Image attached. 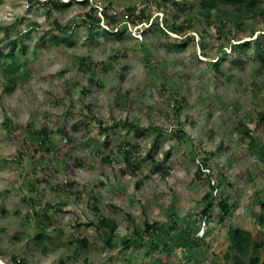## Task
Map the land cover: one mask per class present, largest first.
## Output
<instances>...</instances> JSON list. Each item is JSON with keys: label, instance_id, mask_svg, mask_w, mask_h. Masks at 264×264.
Returning a JSON list of instances; mask_svg holds the SVG:
<instances>
[{"label": "rangeland", "instance_id": "obj_1", "mask_svg": "<svg viewBox=\"0 0 264 264\" xmlns=\"http://www.w3.org/2000/svg\"><path fill=\"white\" fill-rule=\"evenodd\" d=\"M141 1L89 0L88 7L73 3L67 10L54 11L60 24H71L74 29L68 43L41 49L36 42L39 35L32 30L25 42L27 52L19 54L21 75L13 92H5L8 78L0 68V258L6 264H11L13 257H21L27 264H146L157 258L166 264H212V252L218 256L214 264H224L230 227L242 228L257 240L263 239L264 228L255 216L260 214L264 202V122L257 130L254 128L257 115L264 116V41L260 50L252 45L245 52H238L240 58L244 57L239 63L230 57L232 45L237 42L217 41V25L207 27L205 33L199 28L193 33L195 43L180 52L165 48L166 39L146 31L149 25L128 24L124 38L116 40L102 31L89 34L79 18L96 6L112 7L113 14H125L127 8L135 6L139 13ZM186 1L195 7L192 12H205L199 7L200 0ZM148 4L150 22L155 19L165 25L162 3L149 0ZM240 8L241 14L245 13V7ZM220 9L230 14L235 10L231 4L223 3ZM186 12L175 16L170 13L169 20L181 21ZM200 19L204 23L207 20L201 16ZM104 21L101 18L99 28H106ZM15 22L22 29L28 23L43 25L45 11L31 7L27 0H2L0 41H6L4 30ZM250 24L257 30L264 28V21L258 18L246 25ZM228 27L236 30L231 23ZM201 32L205 48L199 46ZM13 37L14 33L9 35ZM141 43L145 45L144 53L139 51ZM119 49L130 50L132 57L113 62L110 57ZM220 49L226 53L219 56L223 60L220 72L201 63L206 59L205 51L214 57ZM147 53L171 77L172 89L165 93L161 91V80L141 61ZM87 56L116 68L112 76L98 74L104 88L90 84L89 77L79 72L80 58ZM84 89L88 93H83ZM172 94H178L186 103H176ZM177 107L182 108L180 114L175 112ZM126 118L164 131L156 150L149 151L158 135L154 131L143 137H135L131 129L123 126L101 131ZM179 126L190 140L185 137L179 141L173 135ZM45 127L53 131L49 153L35 145L37 138L32 133ZM62 128L68 137L60 132ZM247 128L256 146L250 145L245 136ZM105 138L110 143L107 150L103 145ZM125 142L140 145L134 161L142 165L136 175H122L120 171L126 163L116 149ZM193 144L203 152L199 154ZM170 149L171 157L166 162L169 175L151 174L153 160L161 162ZM110 152L116 160L114 165L102 161ZM207 152H217L210 166L217 170L215 178H225L221 192L228 193L230 202L236 204L232 215L220 225V234L210 242V251L186 262L174 250L151 251L147 256L143 245H136L135 251L123 249L124 238L133 235L136 228L141 230L145 221H157L165 228L176 222L169 244H180L179 240L185 238L181 233L185 216L197 218L198 203L209 191L206 181L194 177ZM19 155L25 156L22 162L17 159ZM76 160L80 165L75 166ZM68 183H73V187L67 188ZM174 211L177 218L173 217ZM99 216L117 224L112 247L100 238L102 230L90 225ZM203 224L199 236L208 229ZM213 227L214 224L209 226ZM77 239H85L86 246ZM260 255L264 256V248Z\"/></svg>", "mask_w": 264, "mask_h": 264}, {"label": "trees", "instance_id": "obj_2", "mask_svg": "<svg viewBox=\"0 0 264 264\" xmlns=\"http://www.w3.org/2000/svg\"><path fill=\"white\" fill-rule=\"evenodd\" d=\"M27 1L30 3L31 7L45 11V22L43 25L28 23V27L26 29H22L20 27V23L15 22L4 30L5 34L7 35V39L6 41H0V68L4 73L7 74L8 78V85L5 88L6 93L13 92L18 77L21 75L19 73V66L21 65V62L18 60L19 54H24L27 52L28 46L25 44V42L31 37L32 30H36L37 35H39V38L36 42L41 49L48 50L52 45L61 47L63 44L68 43L67 39L70 37L74 29L72 28L71 24H60V22L54 16V11L67 10L73 5V3H77L85 7L90 5L89 0H69L68 2H64L62 0ZM158 1L162 3L164 11L166 12V16L164 15L165 18H163L165 25L163 26L158 22V20L154 21L155 19L150 22L152 16L147 11V9H149L147 8L149 5V0L141 1L143 7L139 8V13H137V8L135 6H130L127 8L125 14H113L112 7L109 6L105 8L96 6L91 7L89 11L80 15L79 18H81L80 20L82 23L88 27L87 29L89 34L94 35L98 34L99 31H102V34L112 36L116 40H122L124 38V34L128 29V24L134 27L138 25H149L146 28V31L154 35L158 33L166 39L164 44L165 48L180 52L187 49L190 43H195V35L193 33L196 34V31H198L199 28H201L205 33L207 27L210 28L211 26L217 25V41L228 40L231 42L232 40L233 42H237L236 44L232 45L233 52L230 57H232L233 61H237L239 63H242L244 57L240 58L238 56V52H245L247 49H250L252 45H254L256 50H260L261 44L264 41V28L257 30L251 24L246 25L248 21H253L255 18L264 21V6L262 0H200L199 7L204 8L205 12L202 10V12H192V9L195 7L191 6V4L186 0ZM220 3L231 4L235 9L234 12L230 14L228 11L226 12L221 10ZM1 4L2 0H0V5ZM242 6L245 7V13L243 14H241L242 8H240ZM99 10L101 11L99 12ZM184 10L187 11V14L183 20H169L170 13H172V16H175L177 13H184ZM200 16L207 18L205 23L202 21V19H200ZM101 18L105 20L104 23L106 28L104 29L98 27L101 22ZM228 23L234 25L236 30L229 28ZM248 30L249 35H247ZM13 33L14 37L9 38V35H12ZM200 34L202 38L200 39L199 46L205 48L206 45L204 42V34L202 32ZM174 35H176V37ZM223 48L224 46H221V49ZM139 49V51H143L142 53H144V50H146L144 43H141ZM221 49L216 52L214 57L208 56V52L205 51L203 55L206 59L200 60L202 61L201 63L204 65L206 64L208 68H211L216 72H220L219 65L223 60H221L219 56L221 54L226 55V53L223 52V50L221 51ZM256 53L258 55L259 51H256ZM132 54L133 52H130V50L119 49L114 52V54L110 57V60L118 63L121 59L132 57ZM145 55L146 56H144L141 61L144 63L146 69L153 70V75L161 80V91H164L165 93L166 90L172 89V87L169 88V80L171 77L168 76L164 68L159 62L155 61L150 54L147 53ZM3 58L4 60H2ZM78 70L89 77L88 81L90 84L98 86L99 88H104V84L101 79L98 80V74L103 76H112L113 73L116 72V68L113 64H110L109 62H94V60L89 56L80 58ZM83 91V93H88L86 89ZM172 97L176 103H186V100L184 98L178 97V94L175 96L172 94ZM175 112L176 114H180L182 112V108L177 107ZM257 119L258 123L256 124L254 130H257L261 123L264 122L263 114L259 113L257 115ZM4 125L9 127L8 122H5ZM99 126L102 127L101 121H99ZM117 126L128 127L129 130L131 129L133 131L135 137H143L146 134H150L152 131L156 132L158 135L155 137L156 139L149 150L151 153L156 150L158 139H162L165 136L163 130L152 126H140L137 122H133L129 118H126L125 120H118L110 128L103 127L101 131H108ZM75 127H77V125H74L73 129H76ZM249 129H244V134L250 139V145L256 146V140L252 138V134ZM17 131L18 130L15 132L17 133ZM60 132L63 133L64 137L69 136L65 128H62ZM32 133L36 135L37 138L35 145L43 152L49 153L52 150L51 136L53 131L45 127L40 130H34ZM173 135L179 138V141L185 137L188 138V135L180 126ZM23 144H26V141H24ZM103 145L106 150L110 148L108 138H105ZM193 145L198 150L199 154L203 152L198 145ZM139 151L140 145L133 144L131 142H125L124 144H120L117 147L116 152L123 154L126 163V168L120 169L122 175L132 176L137 174L138 170L141 168L142 162H135L134 159L136 155L139 154ZM171 153V149L168 150L164 154L163 160L161 162H156L153 160L151 174H162L163 177H167L169 175L170 168L166 167V162L171 157ZM98 154L101 155L99 151ZM216 156L217 152H207L206 157L202 159L201 164L199 163L197 171L194 175L196 179H202L207 182L209 191L203 196L201 202L198 203V214H196L197 218L191 220L190 217L185 216L183 220L184 227L181 229V233L185 235V238H181V240H179L180 244H177L178 246L176 244L174 246H170L169 244L171 243L170 241H173V234L177 225L176 222H172V225L169 228H165L163 224L157 221H145L141 230L136 228L133 232V235L124 238L123 249L135 251L138 249L136 245H143L146 246L145 254L147 256L151 251L159 253H171L174 250L181 256V258L185 259L186 262H191L192 259L197 256V254H203L204 252L210 251V242L220 234V225H223L225 221L232 215L233 208L236 206L235 203L232 204L230 202L228 193L221 192L224 181H226L225 178H222V180L215 178V172L217 170L211 168L210 166L209 162L216 158ZM24 158V155H19L17 157V159L21 162ZM102 161L114 165L116 160L113 159L112 153L110 152L102 157ZM80 163L81 162L79 160H76L75 166L80 165ZM73 185V183H68L67 188H72ZM138 186L139 185H137V187ZM30 201L32 205H36L34 199H30ZM216 208L218 209V212H215ZM260 208V214H256L255 217L257 218L256 221L259 223V225L264 228V202L261 203ZM173 217L177 218L175 211L173 212ZM44 218L50 221V218L47 215H45ZM202 223H204V227H207L208 229L203 227V232L205 229L204 236H199ZM212 224H214V227L209 228V226ZM90 225H95L97 229L102 230L100 238L104 240L107 246H113V239L117 235V224L115 221L104 216H99L97 218V222L90 223ZM39 227L41 228V226H38V228ZM263 234L264 232L262 235ZM165 239L169 240L168 243ZM227 239L229 246L224 256V264H264V256L260 255L264 248V237L263 239L257 240V238H255L253 234L247 230L230 227L227 234ZM76 241L81 243L83 246H86L85 239H77ZM212 257L214 259L212 264L218 262V256H216L213 252ZM11 264H27V261L21 257H13ZM146 264L166 263L163 260L157 258V260L153 261L152 263L150 262ZM192 264L197 263L193 261Z\"/></svg>", "mask_w": 264, "mask_h": 264}, {"label": "bare ground", "instance_id": "obj_3", "mask_svg": "<svg viewBox=\"0 0 264 264\" xmlns=\"http://www.w3.org/2000/svg\"><path fill=\"white\" fill-rule=\"evenodd\" d=\"M0 264H6V263L0 258Z\"/></svg>", "mask_w": 264, "mask_h": 264}, {"label": "built area", "instance_id": "obj_4", "mask_svg": "<svg viewBox=\"0 0 264 264\" xmlns=\"http://www.w3.org/2000/svg\"><path fill=\"white\" fill-rule=\"evenodd\" d=\"M262 1H264V0H262Z\"/></svg>", "mask_w": 264, "mask_h": 264}, {"label": "clouds", "instance_id": "obj_5", "mask_svg": "<svg viewBox=\"0 0 264 264\" xmlns=\"http://www.w3.org/2000/svg\"><path fill=\"white\" fill-rule=\"evenodd\" d=\"M203 226H204V224H203Z\"/></svg>", "mask_w": 264, "mask_h": 264}]
</instances>
